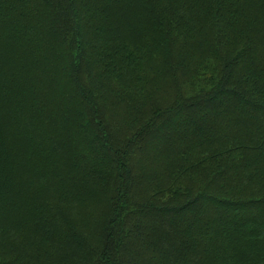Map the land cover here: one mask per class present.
Returning <instances> with one entry per match:
<instances>
[{
    "label": "trees",
    "instance_id": "trees-1",
    "mask_svg": "<svg viewBox=\"0 0 264 264\" xmlns=\"http://www.w3.org/2000/svg\"><path fill=\"white\" fill-rule=\"evenodd\" d=\"M0 264H264V0H0Z\"/></svg>",
    "mask_w": 264,
    "mask_h": 264
},
{
    "label": "rangeland",
    "instance_id": "rangeland-1",
    "mask_svg": "<svg viewBox=\"0 0 264 264\" xmlns=\"http://www.w3.org/2000/svg\"><path fill=\"white\" fill-rule=\"evenodd\" d=\"M164 90H165V87H160V88H157V89H155L154 91H151L152 92V94L154 93V92H160V94H161V96H163L164 97V102L166 101V100H168V97H169V95H168V92H170L171 94H174V92L171 90V89H169V91L167 90V92H165L164 93ZM124 125V124H123ZM152 142V141H151ZM155 143V142H154ZM154 143H153V145H154ZM157 145H159V146H162V144L161 143H157ZM157 145L154 147V148H152L150 151H147V152H151V151H154V150H156L157 151V149L159 150V147H157ZM90 199H92V198H89L88 200H90ZM79 207H80V213H81V216L84 218V217H88V218H93L94 216H95V218H96V215H97V212L98 211H100V210H98L99 208H97V205H96V202H95V199H93V200H91V201H89V202H86L85 204H83V205H81V204H79L78 205ZM103 209H101V211H102ZM103 214H104V212H103ZM103 214H101L100 216H98L97 218H102V216H103ZM86 219V218H85ZM85 225V224H84Z\"/></svg>",
    "mask_w": 264,
    "mask_h": 264
}]
</instances>
